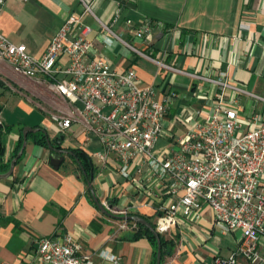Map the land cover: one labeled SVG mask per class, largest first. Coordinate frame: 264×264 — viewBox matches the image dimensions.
<instances>
[{"label":"crops","instance_id":"obj_1","mask_svg":"<svg viewBox=\"0 0 264 264\" xmlns=\"http://www.w3.org/2000/svg\"><path fill=\"white\" fill-rule=\"evenodd\" d=\"M92 10L94 16L84 17L91 26L92 55L103 56L116 71L133 68L139 85H153L159 98L173 95L165 133L155 143L154 153L174 147L168 134H181L202 121L214 103L217 86L193 74L216 78L224 73L229 82L245 90L237 96L241 118L258 113L264 120V0H95ZM80 11L78 0H5L0 32L40 57L67 16ZM115 14L118 18L113 22ZM126 18L134 24L152 21V39L135 38ZM100 22L150 57L184 73L127 49L106 34ZM230 94L227 89L225 97ZM70 106L67 99L15 73L0 60V165L9 166L21 147L24 127L39 128L27 133L12 173L0 178V261L32 259L37 239L69 232L97 264H112L108 254L119 256L120 264H152L157 244L145 235L134 237L133 229H117L122 220L98 209L87 178L91 175V185L103 205L113 209L133 205L131 214L147 217L152 224L157 207L168 195L160 188L148 190L144 172L133 169V177L124 178L111 154L105 160L97 157L96 152L102 151L99 139L87 134L81 119L71 123L60 144L73 154L64 155L58 168L52 167L47 144L37 139L45 133L56 146L61 133L51 113L68 112ZM162 235L172 245L160 264H213L216 253L228 255L235 248L240 233L224 231L205 207L199 220L183 218ZM258 247L264 257V236Z\"/></svg>","mask_w":264,"mask_h":264},{"label":"built area","instance_id":"obj_2","mask_svg":"<svg viewBox=\"0 0 264 264\" xmlns=\"http://www.w3.org/2000/svg\"><path fill=\"white\" fill-rule=\"evenodd\" d=\"M78 1L80 13L67 16L40 57L29 54L24 44L14 43L0 32V60L15 73L67 99L69 111L58 110L50 117L59 133L81 119L87 134L94 133L99 139L102 151L96 152L97 157L105 160L111 154L119 162L124 178H132L134 169L139 174L144 172L148 190H165L168 196L157 207L154 221L159 234L167 233L183 218L199 220L207 207L212 221L224 231L240 233L235 248L228 255L216 253L213 264H264L258 247L259 238L264 236V120L258 113L245 120L239 115L237 96L245 90L229 82L224 73L216 78L193 74L217 86L214 103L202 121L181 134H168L174 147L154 153L155 143L165 133V116L173 95L159 98L153 85H139L133 68L116 71L103 56H93L91 26L84 17L94 16L95 0ZM4 2L0 0V11ZM117 18L115 14L112 21ZM124 22L135 38L145 42L152 39V21L134 24L126 18ZM100 23L106 34L132 52L184 73L150 57L106 23ZM227 89L232 93L229 97H225ZM104 206L116 215L131 214L135 208ZM136 227V222L122 220L117 229ZM107 258L112 264H120L115 254ZM0 264L97 263L82 250L73 234L64 232L37 239L32 259Z\"/></svg>","mask_w":264,"mask_h":264},{"label":"water","instance_id":"obj_3","mask_svg":"<svg viewBox=\"0 0 264 264\" xmlns=\"http://www.w3.org/2000/svg\"><path fill=\"white\" fill-rule=\"evenodd\" d=\"M38 129L39 128H32L29 126H26L22 129L23 141H22L21 147L19 148L17 153L11 158V160L9 162L8 169L4 172H0V178H6L12 173L14 166H15V162L20 157V155L22 154V151L26 145L27 133L30 131H37ZM63 139H64V135L60 134L58 136L57 141H56V146L50 141V139H48V138L46 139L47 147L50 150L49 164L54 168L59 167V165L62 163V161L64 159V155H66V154L72 155L73 154L71 150L63 148L60 146L61 141H63ZM87 185H88V188L90 190L92 199L100 211H102L103 213H105L108 216H111V217H114L117 219L132 220V221L142 225L145 229H148L149 231H151V233L155 237L156 244H157L155 264H160V259H161L160 234L155 230L154 225L150 221H148L147 219H145L144 217H142L140 215H136V214L116 215V214L110 213L107 210V208L98 200V198L94 192V189L91 185V175H90V178H87ZM108 207L110 208L111 206L109 205Z\"/></svg>","mask_w":264,"mask_h":264},{"label":"trees","instance_id":"obj_4","mask_svg":"<svg viewBox=\"0 0 264 264\" xmlns=\"http://www.w3.org/2000/svg\"><path fill=\"white\" fill-rule=\"evenodd\" d=\"M46 139H47V136L45 135V133H42L41 136H40V138L37 139V141L40 142V143H46ZM19 145H20V143L16 147L15 153L18 150ZM2 152H3V147L0 144V159H1V156H2ZM7 168H8V164L0 165V171L1 172L6 171ZM142 217H144V216H142ZM144 218L147 219L148 221H150L147 217H144ZM141 235L147 236L152 241V243L154 245H156L155 237L151 233V231H149L148 229H145L142 225H140V224L137 223L136 229L133 230V236L134 237H137V236H141ZM160 245H161V261H162L163 258H164V256L170 251V247L172 245V241L169 240V239H167V238H165V237H163V235L160 234ZM154 256H155V252H154ZM154 263H155V257L153 259L152 264H154Z\"/></svg>","mask_w":264,"mask_h":264}]
</instances>
